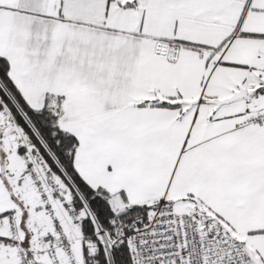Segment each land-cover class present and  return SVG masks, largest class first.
<instances>
[{
	"label": "snow or ice",
	"instance_id": "obj_1",
	"mask_svg": "<svg viewBox=\"0 0 264 264\" xmlns=\"http://www.w3.org/2000/svg\"><path fill=\"white\" fill-rule=\"evenodd\" d=\"M0 264H264V0H0Z\"/></svg>",
	"mask_w": 264,
	"mask_h": 264
}]
</instances>
